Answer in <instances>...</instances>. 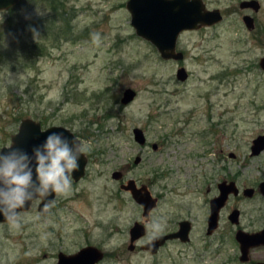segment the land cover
I'll list each match as a JSON object with an SVG mask.
<instances>
[{"label":"rangeland","instance_id":"rangeland-1","mask_svg":"<svg viewBox=\"0 0 264 264\" xmlns=\"http://www.w3.org/2000/svg\"><path fill=\"white\" fill-rule=\"evenodd\" d=\"M64 1L67 22L49 20L44 35L26 26L56 14L51 0H19L0 10V150L12 143L21 121L32 118L43 128L77 127V137L91 145L90 158L85 176L72 180V190L56 200L50 216L33 203L19 230L0 223V264H52L60 250L75 253L87 244L105 252L100 264H173L169 252L182 264L180 252H188V259L202 255L206 201L215 194L207 175L214 173L217 153L264 162V156L249 155L252 140L264 132V0H258V12L241 9L243 0H204L224 18L180 35L182 61L164 60L136 34L128 0ZM246 14L255 18L254 30L246 27ZM182 66L186 81L176 75ZM127 88L137 96L123 104ZM180 126L185 142L172 144ZM135 127L145 131L147 147L134 141ZM162 141L164 147L152 148ZM137 155L143 158L139 165ZM116 170L123 179L112 178ZM128 179L161 196L148 238L153 222L162 223L164 232L189 219L190 245H170L158 256L128 250L130 227L144 221L142 206L120 188ZM195 259L190 263L198 264Z\"/></svg>","mask_w":264,"mask_h":264},{"label":"water","instance_id":"water-1","mask_svg":"<svg viewBox=\"0 0 264 264\" xmlns=\"http://www.w3.org/2000/svg\"><path fill=\"white\" fill-rule=\"evenodd\" d=\"M19 3V0H0V10H8ZM127 9L131 13V24L135 28L136 34L143 39L152 43L160 53L164 60H184L185 54L178 50V40L180 35L185 31L198 30L202 27H211L220 23L224 16L219 8L208 9L204 0H128ZM240 8L243 10H252L258 12L261 8V3L258 0H243L240 3ZM243 21L249 30H254L256 27L255 18L246 14ZM260 68L264 70V56L259 61ZM177 78L180 81L188 79V71L185 66L177 70ZM137 92L132 88H127L124 91L121 102L128 104L135 99ZM64 126H51L43 128L42 124L32 118H25L21 121L18 131L12 136L11 145L14 148H20L32 155L34 147L41 145L47 135L51 132H62L69 140L73 139V134L65 130ZM77 136V135H76ZM134 141L139 145H144L147 141L145 132L139 127L133 129ZM7 146L1 150L7 152ZM156 148V144H154ZM264 150V135L259 136L253 142V154L257 155ZM141 157L135 158V164L140 163ZM88 159L81 156L79 159V169L73 173V180L79 181L86 174ZM123 177L122 171L116 170L112 173V178L116 181ZM262 186H264L262 184ZM122 190L131 193L132 198L143 207V216L149 217L152 210L157 207V199L152 195L146 185L139 187L135 179H130L121 186ZM238 193V188L235 189ZM248 192V191H247ZM228 192L225 191L223 197H218L212 200V213L209 216L208 233H212L218 226L219 209L223 205ZM54 200L55 194L47 198ZM32 204H26L24 211L31 208ZM43 203H40L38 210L41 214L49 213L42 212ZM238 214V213H235ZM232 218V217H231ZM7 222L2 213H0V223ZM191 223L188 220L180 222V229L176 233L159 236L154 238L146 249L155 253L158 248L168 239L180 238L183 242H188ZM147 228L143 223L135 222L131 227V243L144 236ZM132 248V246H131ZM104 258L102 250L96 246H88L80 250L77 254L70 257L61 258L59 264H96Z\"/></svg>","mask_w":264,"mask_h":264},{"label":"flooded vegetation","instance_id":"flooded-vegetation-1","mask_svg":"<svg viewBox=\"0 0 264 264\" xmlns=\"http://www.w3.org/2000/svg\"><path fill=\"white\" fill-rule=\"evenodd\" d=\"M185 122H183V126H187ZM183 131H184V127H181V126L180 128H176L175 130H173V134L171 136V138L173 139L172 144L178 145V144H181L182 142H185L183 139H181V137H184ZM213 132H214V127H211L207 131L206 134L207 135L209 133L212 134ZM261 135H264V132L257 134L256 137L252 140V144L249 146L250 160L255 159V158H262L264 156V150L261 151L257 155L253 154V142L256 138H258ZM154 144H156V148H154ZM154 144L152 145V148L156 151L159 150L161 147H164L165 145L163 141L160 144L158 143H154ZM139 146L141 148L147 147L148 140L146 141L144 145H139ZM227 154H228L227 155L228 158H225L223 155V150H220L219 154L217 153L216 164H215L216 167L214 169V173L207 175V177H209L211 180H214L215 182V185H214L215 194L206 201L205 213H209V216H210V213H212V209H211L212 200L218 197L221 198L223 197L225 191L228 192V195L226 196V199L218 212L219 213L218 226L212 233L209 234L208 233L209 216H208L206 220V223H207L206 237H205L206 244L203 248L204 253H202V255H194L192 256L191 259H188L189 258L188 252H180L181 254L185 255V258H184L185 263H182V264H191L190 262L194 258H196L195 260H198V259L200 260L198 264H206L207 258H212V257L214 258L211 259L212 261L211 264L213 263L215 264H264V186H262V184L264 185V162H260L257 164H254L255 162L254 163L241 162V161H238V156L236 155L235 152L227 151ZM137 156H140V155H137ZM86 157L89 162L90 155H87ZM229 158L230 160H228ZM142 160L143 158L141 157L140 163L135 164V159H134V164L139 165L141 164ZM75 182H78V181H75ZM126 182H123V183H126ZM123 183H121L120 186ZM137 185L141 187L146 184L139 185L137 182ZM146 186L150 190L149 186L148 185ZM236 188H238L239 190L238 193L235 192ZM208 190H211V188H209ZM125 192H128V191H125ZM152 195L157 199V207H158L161 201V196H155L153 193ZM143 211H142V216H143ZM151 213L149 217L143 216L144 221L142 222L138 221L145 225V227L147 228V232L144 236L136 240L133 244L131 243V234H130V230L133 225L130 227L129 229L130 242L128 244L129 251L134 252L138 249L142 252L150 253L153 256H158L165 249H167V247H169L170 245H176V244L190 245L191 244L194 225L191 220L183 219V220H188L191 223V230L189 232L190 240L188 242H183L180 238H174V239H168L165 243H163L158 248V250L155 253H152L150 250L146 249L145 246L148 245L154 238L159 237V236L173 234L179 231L180 222L183 221V220L178 221L176 226L173 223V225L168 230L164 232H159L154 237L151 236L148 238L147 224L151 223ZM235 213H238V214H235ZM51 214L52 213H46L45 215L42 214V216L48 217ZM4 223H7V222H4ZM213 245H215L214 250H213ZM88 246H95V245L87 244L83 246L82 248H80L75 253L60 250L57 254L56 260L52 264H59L61 258H65V257L68 258L72 255H75L80 250ZM103 253H104V258L102 260H104L106 256L105 252ZM168 255H169L168 258L172 259L173 264H175V261H176L175 254L173 252H169ZM102 260H100L96 264H100Z\"/></svg>","mask_w":264,"mask_h":264},{"label":"clouds","instance_id":"clouds-1","mask_svg":"<svg viewBox=\"0 0 264 264\" xmlns=\"http://www.w3.org/2000/svg\"><path fill=\"white\" fill-rule=\"evenodd\" d=\"M65 130L74 138L69 140L62 132H51L41 145L33 148L32 155L11 144L6 147L7 152L0 150V213L10 229H20L23 209L29 202L43 203L42 212H47L56 200L72 190L73 173L91 145L76 136L77 127ZM52 194L55 199L48 200ZM162 230V223L153 222L152 237Z\"/></svg>","mask_w":264,"mask_h":264},{"label":"trees","instance_id":"trees-1","mask_svg":"<svg viewBox=\"0 0 264 264\" xmlns=\"http://www.w3.org/2000/svg\"><path fill=\"white\" fill-rule=\"evenodd\" d=\"M51 2H52V7L55 10L56 14L53 13L51 14V16L45 17L43 19V23L42 22L27 23V26H26L27 29L25 28L26 30H29V31L31 30L35 34L43 32V35H44L48 30L47 28H49L50 26L48 22H50L51 19H52V22H55L56 19H60L62 21L67 22V19H68L66 17L67 15H65V13L61 11L64 8L65 1L64 0H51Z\"/></svg>","mask_w":264,"mask_h":264}]
</instances>
